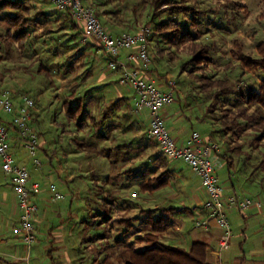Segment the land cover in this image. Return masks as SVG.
<instances>
[{"label": "rangeland", "instance_id": "rangeland-1", "mask_svg": "<svg viewBox=\"0 0 264 264\" xmlns=\"http://www.w3.org/2000/svg\"><path fill=\"white\" fill-rule=\"evenodd\" d=\"M148 1L85 0L83 3L100 10V21L114 33L137 31L150 22L153 12L164 7L168 9L155 17L156 22L165 24L157 28L152 25L151 35L154 36L150 35L148 53L150 58L155 57L150 66L157 69L158 76L161 74L169 77L167 80L173 83L176 92L172 106L178 108L180 112L179 118L171 119L170 124L167 122L170 133L173 137L177 133L186 132L191 136L193 131L201 135L210 131L207 125L217 128V136L213 137L214 141L210 140L217 145V151L231 159V181L236 190L241 191L243 187L264 196V138L261 137V134L264 135V129L258 122L259 117L264 119V105H247L245 100L247 86L257 91L264 82V70L258 66L242 67L237 56L231 51L234 50L236 41L245 56L257 60L264 59V46L260 45L264 44V8L260 0H165L166 5L154 10ZM25 2L30 6L36 22V26L31 28L32 40L22 44L21 41L12 39L7 33V23L0 22V91L7 90L13 98L28 95L33 99L30 125L39 137L36 156L46 139L55 144H65L62 150L64 149L66 154L74 151L80 153L79 159L68 163L78 165V168L81 166V172L84 173L80 180L81 193L84 197L89 193L84 191L85 173L90 170L88 158L98 157L97 162L99 166L101 165L100 170L97 165L98 172L103 173L105 164L100 158L104 157L108 147L113 146L117 160L111 168V173H115L111 178L112 182L107 184L104 177L96 176L98 179L96 188L101 194L95 197L105 209L102 215H98L96 221H104L109 216L108 232L104 225L97 241L91 243L92 246L79 240L76 246L78 254L73 259L76 264H123L128 239L124 242L115 241L123 239L124 227L120 219L123 220L124 217L135 221V227L129 230V235L144 234L149 228L138 222V211L135 208L133 210L122 208L125 206L122 200V197L126 198L125 194L130 196L133 205L136 203L138 189L135 188V178L130 177V187L133 189L129 193L122 192L121 164L126 163L123 167L125 168L130 163L126 168L130 167L137 171V168H143L144 163L147 165L146 160L149 156L163 158V154L157 144L146 136L148 127L146 112L134 115L129 111L117 109L115 103L111 107L112 116L110 115L109 119L107 113L109 107H106L105 103L99 105L96 102L102 97L91 96L92 88L95 87V83L91 82L94 76L86 69V64L80 65L81 60L75 58L80 52L77 41L80 42L81 35L79 34L77 40L71 35L78 30L72 28L68 22H63L64 17L53 7L50 0ZM46 6L48 7L44 15L40 12L41 8ZM172 6L194 7L199 10L197 28L202 32L199 40L180 41L176 30L184 31L188 27L190 15ZM202 42L210 46V62L205 60L203 63L190 62L189 66L182 68L188 58L197 52ZM40 65H43V70L39 69ZM202 75V78L199 77ZM153 79V83H157L155 74ZM227 86L231 89V94H222L217 100L210 96ZM241 86H245L241 92L243 97H240V92L237 91ZM73 92L75 95H71ZM64 101L73 108L81 102L84 111L82 120L79 122L76 120L79 113L72 117L65 111ZM205 110L209 112L207 115ZM244 110L245 115L239 116V112ZM102 113L108 114V118L104 120L99 118ZM109 121L115 124L108 125ZM204 135L201 136L206 137ZM122 140L129 141L131 146L126 153L117 154L116 149H119L120 145L117 143H122ZM211 161L214 173L225 192L229 185L225 165L216 157H211ZM41 166L40 159V165L36 167ZM139 173L134 172L136 176L138 174L136 178H139ZM143 173L153 172L146 170ZM230 211L226 212L229 220V214L234 212ZM100 225L94 224V227ZM231 230V247L222 253L225 264L232 257V251H239L240 244L244 246L242 248L247 259L253 258L249 256L251 251L253 253L264 251V225H258L254 230L257 232L242 243L240 239L238 241V238H235L238 234L237 229L231 227ZM166 235H169V232ZM36 242L37 240L32 247ZM28 264H33L31 258Z\"/></svg>", "mask_w": 264, "mask_h": 264}, {"label": "crops", "instance_id": "crops-1", "mask_svg": "<svg viewBox=\"0 0 264 264\" xmlns=\"http://www.w3.org/2000/svg\"><path fill=\"white\" fill-rule=\"evenodd\" d=\"M47 7L41 8V11H46ZM86 41V44L79 42V40L77 41V48L80 52L75 58L81 60L80 65L86 64V69L90 71L91 76H94L91 82L95 83V87L92 88L93 94L91 96L102 97L101 100L96 102L99 105L105 103V106L109 107L107 109L109 119L111 118V107L115 103L118 106L117 109L121 111H129L134 115L146 112L148 115L145 108L138 110L135 107L136 94L134 90L129 86L120 85L118 73L107 68L103 49L92 39H87ZM149 69L146 79L154 82L153 74H155L157 81L155 84L161 89L165 88L169 77L165 76L164 78L161 74L158 76L156 73L157 69H153L151 66H149ZM14 99L18 100V98ZM172 105L173 103L161 109L166 124L167 122L170 124L171 119L179 118V109L174 108ZM108 114L102 113L99 118L104 120L108 118ZM11 118L12 115L9 114L3 117L4 121L8 123ZM199 118L197 119L200 120ZM107 124L113 125L115 122L109 121ZM7 125L10 133L11 151L15 162L28 171L30 182H38L40 184V190L33 197V201L38 206V211L34 218L38 243L36 242L37 244L35 243L31 250L28 251L16 231L19 225L17 197L9 176L0 167V264H25V262L28 264L30 258L33 264H76L73 258L78 254L76 246L79 240L81 243L85 241V243L90 244L93 241H97L99 233H102L100 230L104 225L107 227L106 232H108L109 216L104 221H96L98 215H102L105 211L104 205H100L95 197V195L101 194L96 188L98 185V179L96 178L104 177L107 184L112 182L111 178L115 173H111V168L114 161L117 160L114 148L113 146L108 147L104 157L100 158L105 164L103 173L98 172L97 165L99 170L101 168V165L99 166L97 162L99 158H88L90 170L85 173L84 191L89 193L84 197L81 193L82 182L80 180L82 174H84L81 172V166L78 168V165L75 166L68 163L74 159H79L81 157L80 153L74 151L66 154L64 149L62 150L65 144H55L53 141L50 142V140L46 139L43 141L40 152L38 151V156L33 157L29 154L25 142L19 136L16 128L10 124ZM207 127L210 131L203 134H205L204 136H211L213 128L211 125H207ZM189 137V133L186 132L185 134L177 133L174 138L179 145H186ZM117 144H120L118 146L119 149H116L117 154L120 152L126 153L131 146L129 141L127 142L126 140L125 142L122 140V143L118 142ZM221 153L217 151L212 157L222 161L228 172L229 182H227L229 185H227L224 195L237 194L264 201V196L245 190L243 187L241 191L236 190L233 181H231V167H229L224 155ZM159 157L155 155L149 156L146 160L147 165L144 163L143 168H137V171L140 172L139 178H136L138 174L137 176L135 175L137 171L130 167L126 168L130 163L125 168L123 167L126 163L123 162L121 164L122 171L120 173L123 177L121 178L120 187H122V192L127 191L129 193L133 189L132 186L130 187V177L135 178V188L138 189L136 203L133 205L130 201V196L125 194L126 198L122 197L125 206L122 208L127 210L135 208L138 211V222L146 225L149 228L148 231L151 230V218H164L167 226L162 231L161 236L165 243L169 242L168 244L189 248L194 241L204 242L207 244L206 257L208 264H225L222 260V253L230 249L231 243L226 248L219 250L217 241L221 234L220 229L215 226L206 229L198 224L201 220L208 217V211L203 208L207 194L201 186L199 176L181 160H170L164 156L163 158ZM35 158L41 159L42 166L40 168L36 167ZM146 166L148 168H145ZM228 168L230 169L229 171ZM146 170L153 173H143ZM146 181H149L150 184L143 187L142 183ZM50 184L56 186L63 198L53 200L52 193L49 190ZM240 184L242 183L240 182ZM109 194L110 190L108 191ZM110 201L112 202V200ZM230 210V212H234L229 214L230 220L227 216L228 221L231 227L237 229L238 234L235 238L237 237L238 241L240 239V243L253 236L257 232L254 230L258 225H264V208L251 206L243 212ZM123 220L120 219V223L124 227V231L126 228ZM94 224L101 225L95 228ZM130 224L129 228L126 229L127 233H122L123 239L121 241L124 242L125 239H128L126 244L132 242L134 246L135 244L143 245V241L140 242L139 239L135 238L142 237L145 233L129 235V230L135 227V221L131 219ZM168 232L169 235H166ZM242 247L244 246L240 244L239 251H232V257L228 259L226 264H264V251H255L256 253L251 251L249 256L253 258L247 259ZM93 251L95 252V250ZM26 255L29 256L28 261L23 260Z\"/></svg>", "mask_w": 264, "mask_h": 264}, {"label": "built area", "instance_id": "built-area-1", "mask_svg": "<svg viewBox=\"0 0 264 264\" xmlns=\"http://www.w3.org/2000/svg\"><path fill=\"white\" fill-rule=\"evenodd\" d=\"M50 1L56 10L68 12L72 19L81 25L82 42L92 39L100 45L106 56L107 68L119 75V84L134 90L135 107L138 110L145 108L148 112L146 136L157 144L163 156L170 160H182L199 176L201 186L207 194L203 208L208 211V217L198 224L206 229L211 226L219 228L221 234L217 241L218 249L226 248L232 238L226 212L230 209L243 212L251 206L264 208V201L237 194L225 196L211 161L212 155L218 150L217 145L196 131L192 132L186 145H179L170 133L161 109L175 101L173 83L168 82L167 86L161 89L153 81L146 79L150 65V26L144 25L134 32L112 33L95 14L94 7L84 4L82 0ZM33 107V99L28 95H21L15 103L7 90L0 91V167L9 176L16 194L19 210V225L16 231L28 251L36 241L34 218L38 206L33 197L40 190V184L30 182L28 171L15 162L7 124L16 128L29 154L36 157L39 137L30 125ZM7 114L12 115L9 123L3 119ZM34 162L35 165H40L37 158ZM49 190L53 200L63 198L54 184L49 185ZM28 257L24 256L23 260L28 261Z\"/></svg>", "mask_w": 264, "mask_h": 264}, {"label": "trees", "instance_id": "trees-1", "mask_svg": "<svg viewBox=\"0 0 264 264\" xmlns=\"http://www.w3.org/2000/svg\"><path fill=\"white\" fill-rule=\"evenodd\" d=\"M197 1V0H195ZM85 3V0H83ZM150 7L154 10L160 7H163L166 5L165 0H149ZM87 4V3H86ZM260 4L262 8H264V0H260ZM234 5V4H233ZM174 8H178L175 6H172ZM182 7V6H180ZM234 8V7H232ZM171 9V8H170ZM181 10H184L186 13L190 15L189 18V24L188 27L181 31L179 29L176 30L178 33L177 35L180 38L181 42H190V41H196L199 40L202 37V32L197 28V17L200 13L199 10L195 9L194 7H182L178 8ZM95 14L99 17H101V12L96 7L94 8ZM168 10V9H167ZM166 10V7L159 9L157 12H153L152 16L150 18V22L147 24L152 28V25L157 27L164 26L161 23L159 24L156 22V16L160 13H163ZM58 11V10H57ZM64 18L62 19L63 22H68L72 28L77 29V33H74L71 35L72 38L78 39L79 34L81 35L80 42H82V27L80 24H77L71 17V15L68 12L65 11H58ZM40 13H43L44 15L46 12L41 11ZM171 13V12H170ZM32 17L31 8L28 6L25 2V0H0V22L7 23V33L11 36L12 39H15L16 41H21L22 44L28 40H32L31 38V28L36 26V22ZM176 22V20H175ZM152 30V29H151ZM112 33H114L112 30H110ZM155 31V29H154ZM119 33V32H115ZM153 33V32H152ZM151 36H154L153 34ZM71 39V38H70ZM87 41L83 42V44H86ZM97 44V42H96ZM235 48L233 51V55L237 56V59L240 62V65L242 67H253L258 66L262 70H264V59L257 60L252 59L250 57L245 56L242 53V48L239 46V44H236L235 41ZM98 45V44H97ZM261 46H264V44H260ZM100 46V45H98ZM210 46L207 43L202 42L200 48L197 50V52L192 56L189 57L188 60L181 66L182 68H185L189 66L190 62H200L205 60V62H210ZM151 49V48H150ZM149 49V51H150ZM155 60V57L150 58V65L152 61ZM149 65V66H150ZM45 66V65H44ZM43 70V65H40L39 69ZM112 71V70H111ZM150 69H148L147 72H149ZM115 72V71H113ZM165 78V75H162ZM197 77V76H196ZM199 77H203L199 76ZM169 82V81H168ZM166 82V85L168 84ZM243 87H239L238 93L240 92L239 96L243 97L241 94ZM175 91V89H174ZM176 93V92H175ZM231 89L227 86L225 89L221 91H215L210 96H213L215 100L222 95V94H231ZM246 103L247 105H264V82H262L258 88L257 91L253 90L251 86L246 87ZM71 95H75L73 92ZM13 98V97H12ZM13 100L16 101L14 98ZM78 101H80V98H78ZM208 106V105H207ZM63 108L65 111L71 115L72 117L76 116L77 113L78 116L76 117V120L79 122L82 120V117L84 115V111L81 105V102L76 106L72 107L69 105L68 102H63ZM207 113H209L207 110ZM239 116L245 115V110L240 111ZM209 117V116H208ZM78 118V119H77ZM259 124L262 126V129H264V119L261 117L258 118ZM217 128H213L211 136H206V138L213 140L214 136H217ZM261 137L264 138V135L261 134ZM214 141V140H213ZM226 159L227 164L230 167L231 159L229 157L224 156ZM230 169L228 168V171ZM149 181L143 182L142 186H149ZM123 222H125V228H129L130 220L124 219ZM166 220L164 218H151V230L146 232L142 237H137L135 239H139L140 242H144L143 246L140 248H137L133 245L132 242L126 244L125 247V254L126 258L124 260L123 264H208L207 257H206V247L207 244L201 241H194L189 248H183L179 246H175L172 244H168L165 242H162V236L161 233L166 228ZM124 230L122 233H127V230ZM116 242H121V239H116Z\"/></svg>", "mask_w": 264, "mask_h": 264}]
</instances>
